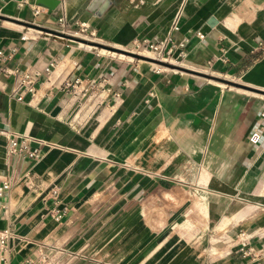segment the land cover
Returning <instances> with one entry per match:
<instances>
[{"label":"crops","instance_id":"1","mask_svg":"<svg viewBox=\"0 0 264 264\" xmlns=\"http://www.w3.org/2000/svg\"><path fill=\"white\" fill-rule=\"evenodd\" d=\"M91 1L0 0V131L40 150L15 160L0 133L3 264H37L42 246L63 264H264V0H110L100 16ZM59 19L116 49L171 34L186 57L156 72L21 24ZM35 72L31 95L16 73Z\"/></svg>","mask_w":264,"mask_h":264},{"label":"built area","instance_id":"2","mask_svg":"<svg viewBox=\"0 0 264 264\" xmlns=\"http://www.w3.org/2000/svg\"><path fill=\"white\" fill-rule=\"evenodd\" d=\"M34 14H37V11H35ZM59 27H60V33H63L65 35H70L73 37H77L78 34H84L85 27L80 26L79 32L75 33H69L68 32V25L63 19L58 20ZM178 23L179 18L178 16L175 17L171 31L175 32L178 29ZM196 36L199 38H203V35L201 33H197ZM89 37H92V35H89ZM188 40L183 39L181 41H175L172 38L171 34H168L163 39H135L132 42L131 50L128 52L135 53L137 55L145 56L144 52L151 55V58L166 63L169 65H178L181 61L184 60L186 57V45ZM259 48L264 51V44L260 43ZM2 56V53L0 52V57ZM56 66L54 63L48 64L44 69L42 70V73L44 75H49L52 69ZM157 69L156 72H159L162 68L161 66L156 65ZM5 74H11L10 71L5 70ZM42 73H16V79L17 84L20 88L23 89V92L29 93L31 95H34L36 93L35 84L39 78V76ZM66 87L73 88L74 86L80 85L79 79H75L73 81H67L64 83ZM18 99H22L21 96L18 97ZM261 116L264 117V112L261 113ZM5 136L6 139V153L9 157L15 159V160H27L30 162H35L40 157V150L37 146H32V143L35 141L34 139L26 136L21 135L17 133H12L10 131H0ZM261 139L260 133L254 129L250 136H249V143L253 146L257 145ZM36 142V141H35ZM9 184L7 181H3L0 184V197L2 196L3 192L8 189ZM58 192L59 189H54L51 191V197L53 200V209L51 211L52 218L56 221H58L63 213L65 212V209L58 208L59 206V199H58ZM13 234L10 230L4 229L0 230V264H3L6 260V253L8 251V242L12 238ZM240 237H242L240 243H239V249L238 252L243 258H248L251 262L256 261V259L259 257V254L257 252H254L253 249H251L248 246L247 239L244 237L243 234H240ZM62 252L61 251H53L52 253H47L46 247L42 246L38 250V255L36 262L37 264H63L61 262L60 256ZM33 260L25 259L24 261H21L19 264H33Z\"/></svg>","mask_w":264,"mask_h":264},{"label":"water","instance_id":"3","mask_svg":"<svg viewBox=\"0 0 264 264\" xmlns=\"http://www.w3.org/2000/svg\"><path fill=\"white\" fill-rule=\"evenodd\" d=\"M109 6H110V0H92L89 3V5H88L86 10L89 13H91V14H93L95 16H100ZM2 20H4V18L0 17V21H2ZM21 24L24 27H27V28H30V29H34V30H37L39 32H42V33H45V34H48V35L57 36V37H60V38H62L64 40H68V41H71V42H76V43H80V44H84V45H92V46H96V47H102L105 50L116 52V53L123 52L124 54H127L128 56H130L133 59L150 62V63H153L155 65L161 66V67L174 68V67H172V66H170V65H168L166 63H162V62L156 61L154 59H150L148 57L137 55L135 53H131V52H128V51L124 52V51H121L119 49L110 48V47L103 46V45H100V44L90 43V42H87V41H85L83 39H80V38H77V37H73V36H70V35H65L63 33L50 31V30H47V29H43V28H40V27L32 25V24H28V23H21ZM226 83L227 84H231L232 86H235V87H238V88H244V87H242L240 85H237V84H232V83H228V82H226Z\"/></svg>","mask_w":264,"mask_h":264},{"label":"rangeland","instance_id":"4","mask_svg":"<svg viewBox=\"0 0 264 264\" xmlns=\"http://www.w3.org/2000/svg\"><path fill=\"white\" fill-rule=\"evenodd\" d=\"M77 38L83 39V40H85L87 42H90V43L100 44V45H103V46H107V47H110V48H114L111 45H107L106 43L97 40L96 37H89L88 35H85V34H78ZM74 43H76V42H74ZM77 44L80 45V46L89 47V49H95V50H97V51H99L101 53L111 55V56H113L115 58H120V59H125V60H129V59L132 60V58L130 56H128L127 54H124L123 52L116 53V52H112V51L105 50L102 47H96V46H92V45H84V44H79V43H77ZM114 49H116V48H114ZM119 50L125 52V51L131 50V48L130 49H119ZM144 55H150V54L144 52ZM136 60L137 59H134L132 61H136Z\"/></svg>","mask_w":264,"mask_h":264},{"label":"bare ground","instance_id":"5","mask_svg":"<svg viewBox=\"0 0 264 264\" xmlns=\"http://www.w3.org/2000/svg\"><path fill=\"white\" fill-rule=\"evenodd\" d=\"M80 44V43H79ZM162 69H164V70H167L166 68H163V67H161Z\"/></svg>","mask_w":264,"mask_h":264}]
</instances>
